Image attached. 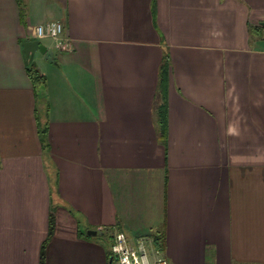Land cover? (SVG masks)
<instances>
[{
  "label": "crops",
  "instance_id": "1",
  "mask_svg": "<svg viewBox=\"0 0 264 264\" xmlns=\"http://www.w3.org/2000/svg\"><path fill=\"white\" fill-rule=\"evenodd\" d=\"M24 9L0 0V264H41L46 242V264H111L118 231L169 264H264V0ZM52 20L70 46L38 37ZM32 40L54 53L38 89Z\"/></svg>",
  "mask_w": 264,
  "mask_h": 264
},
{
  "label": "built area",
  "instance_id": "2",
  "mask_svg": "<svg viewBox=\"0 0 264 264\" xmlns=\"http://www.w3.org/2000/svg\"><path fill=\"white\" fill-rule=\"evenodd\" d=\"M40 38L58 39L60 47H68L70 43L65 35V27L61 21L52 20L37 26ZM111 251L116 264H169L162 248V243L153 237L141 235L133 243L124 232H116L113 236Z\"/></svg>",
  "mask_w": 264,
  "mask_h": 264
},
{
  "label": "trees",
  "instance_id": "3",
  "mask_svg": "<svg viewBox=\"0 0 264 264\" xmlns=\"http://www.w3.org/2000/svg\"><path fill=\"white\" fill-rule=\"evenodd\" d=\"M18 3L20 5L21 16L24 17L25 16L24 0H18ZM27 70H28V74H29V76H30V78L34 84L35 89H38L41 85H44L46 83L45 75L39 70V68L37 67L35 62L28 64ZM167 74H168L167 66H164V69H162L163 78L161 81V83H163V86H162L163 94L162 95L164 98H163V103L159 108V117H160V121L162 123V131L163 132H165V130L167 128V113H168L167 98H166L167 97V89H166ZM53 230H54V217H53V215H51V217H50V230H49L48 236H51L53 234ZM155 240L160 241L157 237L155 238ZM46 243H44L42 246L41 264H46V259H45Z\"/></svg>",
  "mask_w": 264,
  "mask_h": 264
},
{
  "label": "water",
  "instance_id": "4",
  "mask_svg": "<svg viewBox=\"0 0 264 264\" xmlns=\"http://www.w3.org/2000/svg\"><path fill=\"white\" fill-rule=\"evenodd\" d=\"M36 51H40L45 55V57L49 60H53V51L49 49L45 44H42L39 40H32V41H27L23 43V53L25 56V63L29 64L32 63ZM89 234H97L98 231L96 230H91L88 232ZM111 264L114 262V257H111Z\"/></svg>",
  "mask_w": 264,
  "mask_h": 264
},
{
  "label": "rangeland",
  "instance_id": "5",
  "mask_svg": "<svg viewBox=\"0 0 264 264\" xmlns=\"http://www.w3.org/2000/svg\"><path fill=\"white\" fill-rule=\"evenodd\" d=\"M111 242V241H110ZM111 244H112V242H111Z\"/></svg>",
  "mask_w": 264,
  "mask_h": 264
}]
</instances>
